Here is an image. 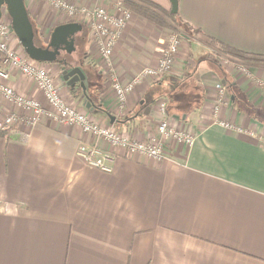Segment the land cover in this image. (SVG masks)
I'll list each match as a JSON object with an SVG mask.
<instances>
[{"label":"crops","instance_id":"crops-1","mask_svg":"<svg viewBox=\"0 0 264 264\" xmlns=\"http://www.w3.org/2000/svg\"><path fill=\"white\" fill-rule=\"evenodd\" d=\"M150 1L172 8L170 0ZM71 2L114 11L113 0ZM28 10L41 33L62 20L31 3ZM178 14L185 31L174 70L144 80L121 109L97 70L84 111L119 130L142 126L147 136L155 134L151 124L168 120L194 134V144L172 140L162 160L114 151L106 173L77 156L82 142L93 141L78 127L43 117L1 131L0 264H264V66L237 72L208 44L264 56V0H178ZM168 31L134 13L114 49L121 82L157 65ZM88 38L86 61L102 70ZM10 83L37 96L33 80L18 72ZM57 83L69 104L85 100L62 77ZM218 83L226 88L221 100ZM142 100V114L123 123ZM0 105L9 111L1 95Z\"/></svg>","mask_w":264,"mask_h":264},{"label":"built area","instance_id":"built-area-1","mask_svg":"<svg viewBox=\"0 0 264 264\" xmlns=\"http://www.w3.org/2000/svg\"><path fill=\"white\" fill-rule=\"evenodd\" d=\"M47 1L61 8L67 15L72 16L71 18L77 14L87 18L89 33L92 34V40L94 39V42L97 43L100 57L105 61L101 60L103 70H106L107 66L113 74L112 89L115 96L114 102L118 109L123 107L128 95L142 81L146 79L159 80L171 72L181 47V40L175 34L171 35L160 47L156 66L145 68L140 74L125 83L119 80L114 69V49L134 17V13L126 8L125 0H115L113 4L115 12L103 7L86 10L64 0ZM78 10L79 12L76 13ZM68 22L75 21L68 20ZM12 34L15 33L12 29L11 19L5 17L3 13L0 19V95L10 105L23 110V113L15 114L9 111L11 114L2 115L3 110L0 108V132L14 126L18 121L22 120L32 125L40 122L43 117H48L62 125L78 127L84 134L91 136L93 141L82 142L77 149V156L86 165L106 173L113 171L114 151L123 150L127 155L140 154L162 160L170 156L168 150L170 141L175 140L185 146L194 144L196 140L194 134L177 129L168 120L161 121L156 133L148 138L138 137L136 130L133 132L119 130L113 125L94 120L89 112L72 106L63 98L60 88L55 84L50 72L46 70V63L34 61L28 55L24 58L12 49L9 41ZM220 59L222 64L231 62L224 55H221ZM240 69L243 73L249 71L244 67H240ZM19 71L33 80L35 84L33 89L37 96L24 95L11 85L13 73ZM217 90L221 100L226 92L225 85L218 83ZM162 110H165L164 104H162ZM220 123L226 128L233 127L227 122L220 121Z\"/></svg>","mask_w":264,"mask_h":264},{"label":"water","instance_id":"water-1","mask_svg":"<svg viewBox=\"0 0 264 264\" xmlns=\"http://www.w3.org/2000/svg\"><path fill=\"white\" fill-rule=\"evenodd\" d=\"M170 2L172 4L171 12L178 13V0H170ZM4 10L7 11L12 29L27 55L32 60L41 63H62V75L67 85L74 91L76 84L80 83L85 93L86 74L82 68L76 66L68 72L65 69L67 61L59 60L61 51L65 50L68 54L75 51V36L84 29V25L80 22H65L57 25L51 34L48 45L44 47L36 42V30L25 0H0V19ZM69 77L72 79L70 80ZM141 104H145V100H142ZM86 107L90 108V104H87ZM149 112L150 106H146L144 114H149ZM110 118L113 124L115 117L111 115Z\"/></svg>","mask_w":264,"mask_h":264},{"label":"rangeland","instance_id":"rangeland-1","mask_svg":"<svg viewBox=\"0 0 264 264\" xmlns=\"http://www.w3.org/2000/svg\"><path fill=\"white\" fill-rule=\"evenodd\" d=\"M64 1H66V2H70V3H73V2H71L72 0H70V1H68V0H64ZM115 0H113V4L115 3L114 2ZM126 1L127 0H125V5H126V8H128V9H130L131 11H132V13H136V11L135 10H133L132 8H130L129 6H127V4H126ZM25 2H26V6H27V8H28V4L29 3H31V5L32 6H34L35 8H37L38 9V11L41 13V14H44L45 15V17H47V16H49L50 14H53V13H55V14H57L58 16H60V17H62V20H61V22H60V24H62V23H65L66 21L68 22V20L69 21H75V22H82L84 25H85V27H86V29L87 30H89V25L86 23L88 20H87V18H85L84 16H82L81 14H77V15H74L73 17L74 18H71L72 16H69V15H67V13H65L64 11H62V9L61 8H59V7H57V6H55L54 4H51L49 1H47V0H25ZM112 3H111V5H112ZM73 4H75L78 8H84V7H81L80 6V3H73ZM97 7H103V8H108L107 6H103V5H96V7H94L93 9H95V8H97ZM86 10H92V9H88V8H85ZM115 9V8H114ZM29 11V10H28ZM79 12V10L78 11H76V13H78ZM113 12H115V10L113 11ZM81 13V12H80ZM86 13L88 14V12L86 11ZM115 14V13H114ZM138 14V13H137ZM4 16L5 17H9V15H8V13H7V11L6 10H4ZM10 18V17H9ZM86 20V21H85ZM59 25V24H58ZM166 28V27H165ZM90 29H91V26H90ZM167 29H169V28H167ZM53 30H54V28H52V29H50L49 31H47V33H42V39L43 40H46V41H48L49 39H50V37H51V34H52V32H53ZM89 32H90V30H89ZM90 34V33H89ZM173 34H175V35H177L179 38H180V40H181V45H182V39H181V36H180V34H181V32L180 33H176V32H174L173 30H171V29H169V31H168V39L171 37V35H173ZM92 34H90L89 35V38H88V42H89V45L91 46L90 48H91V50H89L93 55H92V57H95L94 58V60H102L103 62H105L101 57H100V55H99V49H98V47H97V43H95L94 42V39L92 40ZM90 37H91V40H90ZM167 39V40H168ZM9 41H10V46L12 47V49L13 50H15L16 52H18L19 53V55L20 56H22V57H24V58H26V56H27V53L25 52V50H24V48H23V46L21 45V43H20V41H19V39L17 38V36H16V34H12L11 36H10V38H9ZM181 48V47H180ZM88 50V49H87ZM180 52V51H179ZM179 54V53H178ZM219 55H222V54H220V53H218L217 54V56H219ZM224 55V54H223ZM224 56H227V55H224ZM204 57V56H203ZM230 60H231V62L229 63V64H231L232 66H234L233 68H234V70H236L237 72H242L241 71V69H240V67H244V68H248V66H249V64L247 63V62H244V61H240V60H237V59H233V58H231V57H229V56H227ZM205 58H207V59H210V60H213L214 58H213V56H211V55H209V56H205ZM216 60H217V58H216ZM174 66H175V64H174ZM174 66H173V68H172V70H171V72L174 70ZM48 67V66H47ZM46 67V70H48L49 72H50V74L52 75V77H53V79H54V81H55V84L60 88V86L58 85V83H57V80H58V78H60V77H58V76H60L59 75V72L57 71L58 70V67L57 66H55L54 68H52L51 70L50 69H48ZM97 67V66H96ZM99 67H97L96 69L97 70H101L100 68L98 69ZM146 68H148V67H146ZM101 72V71H100ZM102 72L104 73L103 74V76L104 77H106V79H104L105 80V82H107L108 83V85L110 86V89H109V91H111L112 93H111V95L113 94V96H114V92H113V89H112V76H113V74H111V72L109 71V69L107 68V66H106V70H103L102 69ZM101 72V73H102ZM19 74H21V75H23L24 77H26L24 74H22L20 71L18 72ZM27 78H29V77H27ZM29 79H31V78H29ZM143 82V81H142ZM141 82V83H142ZM140 83V84H141ZM140 84H138V85H140ZM176 84H181L180 82H178V83H176ZM137 85V86H138ZM68 86V85H67ZM34 88H35V84H34ZM60 91L62 92V90L60 89ZM170 92H172V91H169L168 92V95H172V93H170ZM73 94H74V97L75 98H80V94H79V92L77 93V95L73 92ZM2 96V95H1ZM3 97V96H2ZM115 97V96H114ZM174 99V97H173V95H172V98H171V100H173ZM81 100V99H80ZM85 101L86 100H84L83 102H78V101H76L74 104L72 103L71 105L72 106H74V107H76V108H78V109H80V110H82V111H84V110H87V107H86V103H85ZM88 101H90V100H87V102ZM0 108H2L1 107V105H0ZM7 109H9V111L11 112V113H15V114H18V112L20 111L21 113H23V110H21V109H19V108H17L16 106H14V105H8L7 106ZM161 109H162V106H161ZM114 110H116V109H114ZM8 110H6V109H4L3 111H2V115H4V114H11L10 112H9ZM217 113H218V111H217ZM115 115V114H114ZM6 116V115H5ZM23 116V115H22ZM92 116V115H91ZM216 117L218 118V116L216 115ZM92 118L94 119V120H96V121H98L96 118H94L93 116H92ZM219 119V118H218ZM220 121H222L221 119H219ZM98 122H100V121H98ZM160 123V122H159ZM159 123H156L155 125H153L152 126V124H151V129L153 130V133H156V129H158V125H159ZM129 127V126H128ZM127 130H129L130 132H133L134 130H136V132H137V135H138V137H144V138H148V136L147 135H145V134H143V133H141L142 132V130H144V129H142V126H138V127H135V128H127ZM187 132V131H186ZM140 135V136H139Z\"/></svg>","mask_w":264,"mask_h":264},{"label":"trees","instance_id":"trees-1","mask_svg":"<svg viewBox=\"0 0 264 264\" xmlns=\"http://www.w3.org/2000/svg\"><path fill=\"white\" fill-rule=\"evenodd\" d=\"M126 4L127 6L135 10L136 13H138L139 15L145 17L150 21H153L154 23L162 27L169 28L176 33H180V32L182 33L185 31L183 29L185 28L184 22L180 18L178 13L174 14L171 12V10H166L160 5L150 0H127ZM34 27L36 30V39H37L38 33L35 23H34ZM193 32L195 34L199 33L198 31H193ZM208 44L209 45L212 44L216 48V51L220 54H224L233 59L247 62L249 65L264 66L263 55L251 54L244 51H240L224 43L217 42L213 39H209ZM212 62L216 64L215 61ZM144 106L145 105H140L138 113L132 115L127 120H124L123 123L128 124L131 119L136 117V115L140 116L143 112Z\"/></svg>","mask_w":264,"mask_h":264},{"label":"flooded vegetation","instance_id":"flooded-vegetation-1","mask_svg":"<svg viewBox=\"0 0 264 264\" xmlns=\"http://www.w3.org/2000/svg\"><path fill=\"white\" fill-rule=\"evenodd\" d=\"M36 28H37V33H38V36L36 39L37 44L44 46V47L47 46L50 39L48 41L43 40L41 31L39 30V28L37 26H36ZM89 35H90L89 30H87L86 33L84 32V35H80L79 37H77L75 40V47H76L75 51H73L72 54H68L65 50L61 51V54L59 56V60H66L67 61V66L65 67V69L68 72L76 66H80L82 68V70L86 74V80L84 81L86 92L85 93L83 92V89L80 86V83L76 84L75 89L72 92H74L76 95L79 92V94L82 95L86 101L90 100L92 102L93 100L91 99V97L88 93V88H89V85L91 83H93V79L96 78L98 71L96 69V66L93 65V63L86 61V59H87L86 56L88 55V53H87V51H85L83 46L86 43V39L89 37ZM46 65L49 67L50 70L52 68H54L55 66H57L58 67L57 71L60 72V77H62V79H63V75H62L63 64L62 63H46ZM99 71L102 72V70H99ZM69 79L71 80L72 77H69ZM80 99H82V98H80ZM86 104H88V103L86 102ZM140 105H145V104H140Z\"/></svg>","mask_w":264,"mask_h":264}]
</instances>
